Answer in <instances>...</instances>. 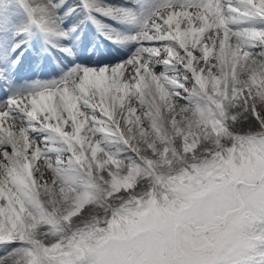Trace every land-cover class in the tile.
<instances>
[{"label": "snow or ice", "instance_id": "1", "mask_svg": "<svg viewBox=\"0 0 264 264\" xmlns=\"http://www.w3.org/2000/svg\"><path fill=\"white\" fill-rule=\"evenodd\" d=\"M0 264H264V0H0Z\"/></svg>", "mask_w": 264, "mask_h": 264}, {"label": "bare ground", "instance_id": "2", "mask_svg": "<svg viewBox=\"0 0 264 264\" xmlns=\"http://www.w3.org/2000/svg\"><path fill=\"white\" fill-rule=\"evenodd\" d=\"M101 20L104 23L112 24L113 22L111 20H104L103 17H101ZM85 44L86 48L82 50L81 58L83 60H91V61H102L105 60L108 57L109 52L112 49V46L109 43H105L102 36H98L96 33H94L93 28L89 25L86 36H85ZM103 45V52H100L99 45ZM92 45H95V51L89 52L87 48H90ZM25 60H30L32 62V67L29 70V72L25 71L24 67H22V64ZM24 61L21 65H19L17 72H18V78H27V75L31 74H48V72L52 71V68H54V65H49L47 63H42L36 60L35 54L30 52L27 53ZM39 74V75H40Z\"/></svg>", "mask_w": 264, "mask_h": 264}, {"label": "rangeland", "instance_id": "3", "mask_svg": "<svg viewBox=\"0 0 264 264\" xmlns=\"http://www.w3.org/2000/svg\"><path fill=\"white\" fill-rule=\"evenodd\" d=\"M106 41V40H105Z\"/></svg>", "mask_w": 264, "mask_h": 264}]
</instances>
